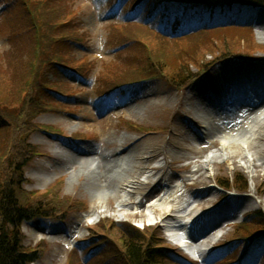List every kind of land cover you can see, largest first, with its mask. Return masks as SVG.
Here are the masks:
<instances>
[{
    "label": "rangeland",
    "instance_id": "rangeland-1",
    "mask_svg": "<svg viewBox=\"0 0 264 264\" xmlns=\"http://www.w3.org/2000/svg\"><path fill=\"white\" fill-rule=\"evenodd\" d=\"M35 2L30 0L31 5H35ZM56 5L64 6L66 12L75 15L72 28L76 34L85 37L83 44L76 47L75 54H72L73 59L69 60H74L73 64L78 69L91 73L90 78L94 82L98 78L115 83L141 77V67L137 65L146 66L144 44L141 40L142 44L135 42V37L149 42L156 60L161 59L169 65H176L190 55L189 52L178 53L186 45L177 48L171 42L165 43L158 37L150 36L136 24H125L120 28L116 26L117 22L114 25L107 23L105 15L109 7L103 6V0H57ZM4 6L7 9L1 11ZM230 13L234 14L233 18H251L255 14L256 25L251 36L236 43L231 40L223 42L222 37H219L213 42L216 44L214 48L199 49L195 63L191 62L178 79L184 84L193 73L199 72V77L191 84H188L189 81L182 87L159 77L132 88L128 97L130 101L117 108L95 96L97 84L84 83L75 74L67 73V76L59 78L70 83V94L75 96L69 101L70 105L63 104L64 110L39 112L37 107H27L25 100L20 98L21 88L28 81L27 65L29 62L34 65L36 61L31 36L19 37L29 25L27 16L15 0H0V110L8 122L0 130V189L11 166L8 160L14 149L19 147L21 137L26 145L31 146L29 150H35V154L40 151L38 156L29 154L30 158L23 166L26 182L22 188L35 192L42 199L23 198L24 203L29 207L30 204L40 203L39 209L56 214L51 218L34 217L23 224V245L39 248L42 253L35 264H66L67 259H73L71 264H82L81 256L76 253L73 255L70 251L72 245L79 239L92 238L90 232L97 233L100 226L108 228V222L107 226L104 223L100 226L96 224L104 218L145 227L147 238L152 237L156 242L164 243L166 252L172 251L185 259L196 261L165 236V228L151 225L150 222H158L156 218L159 219L168 209L176 210L177 216L166 218L163 222L171 225L178 221H189L190 217L202 210H210L220 202L231 200L233 212L219 216V206L208 218L214 221L211 223V232L206 231L204 236L214 232L213 240L202 244L200 251L193 247L185 249L197 259L207 250H213L217 245L237 237L235 233L238 227L235 225L245 220L247 214L264 212V167L248 168L240 158L218 157L215 162L209 163L205 157L216 152L220 146V139L218 136L213 137L209 123V119L216 117L214 112L220 114L219 121L223 125L221 132L227 129L241 132L243 125L252 124L255 118L254 114H249V110L262 101L250 95L259 87L255 75L264 77V56L257 55L254 62L223 57L230 53L264 51V8L235 7ZM220 15L221 12H218V17ZM193 23L195 21L188 22L187 26ZM106 39L107 46L104 44ZM180 43L177 44L182 45ZM120 44L123 45L121 49L118 47ZM130 45H134L131 48L135 51L130 48L121 52ZM42 46L43 49L48 46L45 35L42 37ZM136 53L140 59L131 61L130 56H136ZM190 59H187L188 62ZM258 61L263 64L260 65ZM149 62L153 65L152 61ZM213 62L216 64L209 71H198L200 66L208 67ZM49 72L52 73V69ZM247 72L250 76L246 75ZM44 126L66 132L68 137L77 134L88 139L72 140L52 136L45 131ZM94 159L99 160L100 171L96 169L90 175L86 170ZM122 161L131 162L132 165L129 172L132 178L122 181L121 185L132 190L131 195L126 197L134 203L120 206L117 202L119 194H107L99 199L92 196L88 184L94 180V176L103 184L116 181L115 176L110 178V175L105 174V164ZM203 162H206L204 167L201 165ZM196 169H199L198 173L190 176L192 170ZM256 172L260 174L259 178L255 177ZM238 175L250 179L248 186L241 189L245 191L233 189ZM133 180L136 184L129 185ZM139 180L142 184H137ZM219 183H226L228 188H223ZM166 191L171 196L159 201ZM174 198L179 200V209ZM101 200H106L105 207H102ZM66 201L77 208L67 207ZM156 201L162 206L160 213L146 209ZM143 208L152 216L151 220L140 217ZM59 216L62 217L57 218ZM176 231L177 237L181 238L180 231ZM155 235L160 239H156ZM111 236H114L113 232ZM204 236H198L196 240H203ZM94 243L97 244V241ZM148 244L154 245L155 242L150 240ZM259 262L264 264V255ZM175 264L185 263L179 261Z\"/></svg>",
    "mask_w": 264,
    "mask_h": 264
},
{
    "label": "trees",
    "instance_id": "trees-1",
    "mask_svg": "<svg viewBox=\"0 0 264 264\" xmlns=\"http://www.w3.org/2000/svg\"><path fill=\"white\" fill-rule=\"evenodd\" d=\"M57 0H36L34 9L37 12V33L42 37L45 35V40L48 46L41 50V60L43 58H48L54 55H66L73 59L72 49L77 41H81L80 37L72 34L75 32L72 28L73 20L66 19L71 12H66L64 6L56 5ZM113 2L114 0H109ZM125 2V0H123ZM130 9L136 7L132 15L129 11H122L123 14L128 18L130 24H136L138 28L145 30L150 36L158 37L165 43L171 42L174 46L180 48L184 45L187 47L178 51V53L189 52L190 55L186 56L182 62H178L176 65H169L166 62H162L161 59L156 60V56L153 52L151 44L145 42L141 37H135V42L144 44L143 54L146 60V66L141 64L139 76H162L167 81L172 83H177L182 86V82H178L180 75L183 74L192 62L195 63L197 59L199 49L211 47L214 48V40L222 37L223 42L228 40L236 42H242L243 39H248L253 32V18H249L243 21H235L232 19H227L226 21L205 23L203 25L196 26L194 28L187 29L185 31L168 34L158 29L160 21V16L163 7L167 5V8L173 11H178L182 9L197 8L199 11H208L211 8L228 6L229 8L237 6L240 3L247 4L250 7L263 6L264 0H127ZM132 5H134L132 7ZM159 7V8H158ZM153 9V13H146L148 10ZM168 22H172V17L169 16ZM56 30L54 31V29ZM163 30L167 31L168 27H164ZM243 31H245L244 34ZM59 35H52V34ZM71 33L72 35L68 36ZM234 33L236 35H234ZM32 39V51L34 53V34H29ZM26 36V35H25ZM24 36V37H25ZM56 36H60L56 39ZM23 38V37H22ZM139 39V40H138ZM141 40V41H140ZM178 42H181L179 45ZM249 43V42H248ZM169 44V43H168ZM123 46V45H122ZM134 45L126 47V49L121 50V52L127 51ZM198 47V48H194ZM210 47V48H209ZM211 48V49H212ZM187 49H189L187 51ZM135 51V49H130ZM249 51V50H248ZM253 52L245 53H230L226 56H236V55H251ZM179 54H177L179 56ZM185 54V53H184ZM158 56V55H157ZM224 56V57H226ZM131 61L136 58L140 59L138 53L136 56H130ZM191 57V59L188 60ZM129 60V61H130ZM153 62V65L150 64ZM136 61V60H135ZM136 66V67H137ZM32 63L27 65V75L28 81L31 83L23 84L20 91V98L24 99L27 107H37L40 111H44L47 107L59 108L65 97H69L66 92L68 91L63 85H59L57 90L61 91L64 95H57L53 90L48 88V79L46 71H43L42 63L38 65L35 72ZM203 67V66H200ZM34 70V72H33ZM33 72V73H32ZM31 73L32 75H29ZM99 77V76H98ZM140 78V77H136ZM98 89H107L108 87H118L128 83V80H121L117 82L109 83L108 81L97 79ZM24 83V82H23ZM109 83V84H108ZM28 85V86H27ZM24 97L22 96L23 93ZM26 96V97H25ZM57 104V105H56ZM64 104V103H63ZM2 118H0V126H3ZM23 131V130H21ZM18 136V135H16ZM20 145L18 148L14 149L13 154L8 160L11 163L10 169L7 171L8 176L5 179L3 187L0 189V264H27L28 262L38 258V253L35 250H27L23 247V232L22 223L25 219L33 215H38L43 212L39 209L40 203L30 204V207L24 203V199H42L35 195V192L30 193L23 190V166L27 163L30 155L34 151L29 150V146L19 138ZM30 154V155H29ZM236 186L238 188H246L247 181L243 176L236 177ZM225 185H227L225 183ZM24 198V199H23ZM66 204V202H65ZM100 231L97 233L91 231V237L82 241L80 246V252L76 249L73 252L81 256L83 259L82 264H171L178 263V259H170L168 261L164 260L165 257L160 255L161 252L157 251L148 244V239L143 233L139 232L137 229H133L125 224L121 223H111L108 228L100 226ZM235 236L245 237L247 234H264V213L258 212L253 216L246 219L245 223L237 228ZM256 230V231H255ZM100 232V233H98ZM113 232L114 236H111ZM252 232V233H251ZM101 234V235H99ZM100 236V237H98ZM115 237V238H114ZM97 241V244L94 243ZM95 244V245H94ZM87 247H89L88 250ZM97 259V260H96Z\"/></svg>",
    "mask_w": 264,
    "mask_h": 264
},
{
    "label": "bare ground",
    "instance_id": "bare-ground-1",
    "mask_svg": "<svg viewBox=\"0 0 264 264\" xmlns=\"http://www.w3.org/2000/svg\"><path fill=\"white\" fill-rule=\"evenodd\" d=\"M263 63H260V65ZM264 67V65H263ZM247 76H250L249 72L246 73ZM264 75V74H263ZM262 75V76H263ZM259 80L258 85L261 87L263 85L259 84L260 82H262V80L264 81V77H257V75H255V81ZM256 90V89H255ZM264 103V99L262 101H260L259 106L263 105ZM257 107H253L251 110H249V114H254L253 116L255 117L252 120V124H245L243 125V131L238 132L236 130H228L226 132H221L223 125H221V122L219 121V119H221L220 117H218V115L215 113V118L213 119H209V123H210V128L212 130V135L213 137L218 136V138L220 139V146L219 148H217L216 152H214L213 154H206V158L209 163H213L215 162L216 158L218 157H223L224 159L226 158H240L244 161L246 167L248 168H259V167H264V105L259 109ZM257 112H260L261 114H258ZM263 113V114H262ZM209 118V117H208ZM207 119V117H206ZM244 123V122H243ZM234 148V149H232ZM236 148L239 150L236 151ZM233 151V152H232ZM235 151V152H234ZM111 161H115V160H111ZM110 161V162H111ZM106 163L105 164V174L110 175V178L115 176L116 181L111 180L108 184H103L102 181H100L98 178H96V176H94V180L88 184V190L90 192V194L92 196H96L98 199L101 196H110L111 194L117 196V194H119L120 196L117 198V202L118 204L121 206H126V205H130L134 202L128 201L129 197H126L127 195L130 196L131 195V190H126L124 188H121V183L122 181H127L128 179L132 178V175L129 173L132 170V165L131 162H119V163ZM206 162H203V164L201 163L202 167H204ZM92 165H90L88 167V169L86 171H88V173L90 175H93L95 173L96 169H100V162L98 159H94L92 160ZM200 165V164H199ZM198 165V166H199ZM100 171V170H99ZM199 171V169L196 170H192V173L190 176H193L195 174H197ZM99 173V172H98ZM202 175V174H201ZM260 174L256 172L255 177L259 178ZM201 178V177H199ZM263 181V180H262ZM118 182V183H117ZM132 183V182H131ZM139 184H142V181H138ZM116 184V185H115ZM134 184V183H132ZM116 186V188H115ZM171 195L169 194V192L167 191L166 193H164L163 197L160 198L161 201H163L164 199L170 197ZM120 198H123V200H120ZM175 199V203H176V207L177 209H179V200ZM107 200V199H106ZM106 200H101V204L102 207H105V203ZM172 206V205H170ZM221 206V211L219 216L222 214V216H226L228 214H230V212H233V207H231V200H226L225 202H223V204L220 205ZM170 208V207H169ZM146 209H149L150 212H159L162 210V206L160 204V202L156 201L154 203H152L151 205H149ZM146 209H142L141 212L139 213L140 217H144L145 219H149L151 217L150 214H147L148 212H146ZM171 209H168V211H164L161 217L162 220L168 218L169 216H177V214L175 212H177L175 210V212L170 211ZM238 212V211H236ZM145 213V214H143ZM201 212H199L198 214H200ZM210 213V212H209ZM138 214V213H137ZM197 214V215H198ZM208 214V213H207ZM207 214L203 215L202 217H200V219L204 218V216H207ZM160 219V220H161ZM214 220H212L213 222ZM211 222V223H212ZM211 223H208L209 227L207 229H205L203 231V233L207 230V232H211ZM184 225H186V223L182 224V222H180L178 224L179 227H184ZM176 226V227H178ZM179 230L182 228H178ZM206 234V232L204 233V235ZM214 232H212L211 234L205 236L203 238V240H199L197 241L196 245L194 244L195 238L191 239L192 237L189 235L187 238H189V240H187L188 244L190 246H192L194 249H196L197 251L202 250V244H208L209 242H211L214 238Z\"/></svg>",
    "mask_w": 264,
    "mask_h": 264
}]
</instances>
